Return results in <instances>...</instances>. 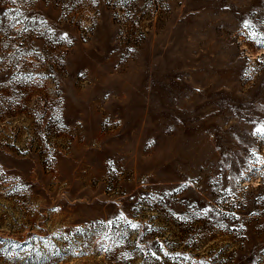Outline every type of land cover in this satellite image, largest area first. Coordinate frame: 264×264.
<instances>
[{
  "label": "rangeland",
  "instance_id": "rangeland-1",
  "mask_svg": "<svg viewBox=\"0 0 264 264\" xmlns=\"http://www.w3.org/2000/svg\"><path fill=\"white\" fill-rule=\"evenodd\" d=\"M264 0H0V264H264Z\"/></svg>",
  "mask_w": 264,
  "mask_h": 264
},
{
  "label": "snow or ice",
  "instance_id": "snow-or-ice-1",
  "mask_svg": "<svg viewBox=\"0 0 264 264\" xmlns=\"http://www.w3.org/2000/svg\"><path fill=\"white\" fill-rule=\"evenodd\" d=\"M261 46H264V42H262ZM257 132L264 133V129H257Z\"/></svg>",
  "mask_w": 264,
  "mask_h": 264
}]
</instances>
